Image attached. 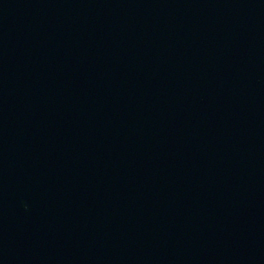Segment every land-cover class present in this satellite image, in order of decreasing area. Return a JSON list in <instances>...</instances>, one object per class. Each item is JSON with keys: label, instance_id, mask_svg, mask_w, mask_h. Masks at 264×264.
Wrapping results in <instances>:
<instances>
[{"label": "water", "instance_id": "water-1", "mask_svg": "<svg viewBox=\"0 0 264 264\" xmlns=\"http://www.w3.org/2000/svg\"><path fill=\"white\" fill-rule=\"evenodd\" d=\"M0 264H264V0H0Z\"/></svg>", "mask_w": 264, "mask_h": 264}]
</instances>
